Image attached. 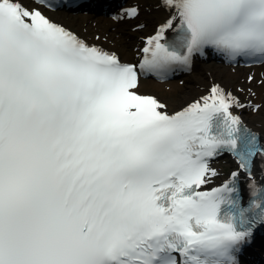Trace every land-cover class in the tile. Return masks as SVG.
Instances as JSON below:
<instances>
[{
    "label": "snow or ice",
    "instance_id": "obj_1",
    "mask_svg": "<svg viewBox=\"0 0 264 264\" xmlns=\"http://www.w3.org/2000/svg\"><path fill=\"white\" fill-rule=\"evenodd\" d=\"M70 5L85 0L60 6ZM159 6L169 19L137 67L39 7L0 0V264H240L264 228V179L251 169L264 144L231 111L244 105L213 84L170 114L137 91L141 73L166 78L206 49L264 62V0ZM173 27L177 38L162 43ZM224 151L247 174L246 206L238 172L201 190Z\"/></svg>",
    "mask_w": 264,
    "mask_h": 264
},
{
    "label": "bare ground",
    "instance_id": "obj_2",
    "mask_svg": "<svg viewBox=\"0 0 264 264\" xmlns=\"http://www.w3.org/2000/svg\"><path fill=\"white\" fill-rule=\"evenodd\" d=\"M28 7H39L51 15V18L70 27L82 37L94 44L121 54L124 61L133 62L150 37L154 36L169 19L167 9L159 6V0H130L129 9L135 7L138 14L128 16L127 10L117 17L72 14L61 10H49L35 5L31 0H23ZM175 27L164 32L168 36ZM192 68V69H191ZM189 68L188 73L178 80L160 83L154 79H142L138 93L155 97L166 105L168 113H173L187 104L200 99L209 93L213 84H219L231 92L244 107H233L232 113L253 133L258 141L264 144V64L253 67H229L222 63H200ZM188 69V68H187ZM186 69V70H187ZM249 77L252 79L250 80ZM255 106H259L258 108ZM216 175L211 178L203 190H210L225 183L233 172H238L245 190H248L249 179L240 169L235 159L218 157L210 163ZM261 159H256L252 173L257 181L264 179ZM225 170L227 172H225Z\"/></svg>",
    "mask_w": 264,
    "mask_h": 264
},
{
    "label": "rangeland",
    "instance_id": "obj_3",
    "mask_svg": "<svg viewBox=\"0 0 264 264\" xmlns=\"http://www.w3.org/2000/svg\"><path fill=\"white\" fill-rule=\"evenodd\" d=\"M225 172H227V171L225 170Z\"/></svg>",
    "mask_w": 264,
    "mask_h": 264
}]
</instances>
